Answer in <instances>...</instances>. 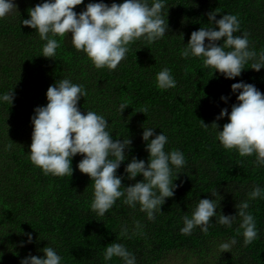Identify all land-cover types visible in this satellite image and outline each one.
<instances>
[{
  "label": "trees",
  "instance_id": "16d2710c",
  "mask_svg": "<svg viewBox=\"0 0 264 264\" xmlns=\"http://www.w3.org/2000/svg\"><path fill=\"white\" fill-rule=\"evenodd\" d=\"M90 2L99 0H84L74 11L79 13ZM103 2L111 5L123 0ZM41 3L15 0L17 9L0 19V94L14 92L12 104L0 103V264H20L29 253L43 256L40 249L48 245L62 257L61 264H123L116 257L107 262L103 258L106 246L113 242L132 252L136 264H163L180 253L196 259L193 264H264V199L249 202L258 235L248 246H243L237 231L239 218L231 228L213 217L207 234L199 227L191 235L180 233L183 216L191 215L199 198L212 199L211 192L217 191L222 197H216L217 215H234L235 205L247 199L254 185L264 188V167L254 164L255 156L241 157L235 149H224L211 126L216 122L222 131L229 122L227 117L219 121L216 117L223 108L230 112L237 102L231 93L233 83L243 80L264 94V68L256 72L248 63L241 76L225 79L214 69L204 68L201 59L180 55L193 31L213 26L207 15L213 11L217 19L226 13L236 15L240 32L234 35L248 33L249 48L264 51V0H166V35L151 44L142 39L130 43L126 59L113 71L96 69L71 45V33L63 39L55 37L60 47L54 59L39 56L46 41L21 21L30 18L29 8ZM165 67L177 86L160 90L155 77ZM63 78L86 90L78 103L82 113L89 110L105 116L114 140H132L131 150H125L128 158L116 173L124 177L122 188L143 180L142 175L129 180L124 173L133 157L148 162L143 125L167 136L165 151L178 149L184 154L181 173L172 172L177 185L174 195L166 198L154 221L139 210V204L136 208L123 204V197L104 216H97L90 208L92 181L77 168L83 158L80 154L72 159V176H45L29 160L34 109L47 104L49 86ZM221 96L229 97L228 102ZM124 101L129 106L121 114L118 107ZM145 108L146 114L140 112ZM9 143L11 150H5ZM136 221L142 226L136 235L121 234L123 225L131 229ZM23 233H32L34 242L20 247L27 239ZM233 237L237 244L221 254L217 245Z\"/></svg>",
  "mask_w": 264,
  "mask_h": 264
},
{
  "label": "clouds",
  "instance_id": "9594fccd",
  "mask_svg": "<svg viewBox=\"0 0 264 264\" xmlns=\"http://www.w3.org/2000/svg\"><path fill=\"white\" fill-rule=\"evenodd\" d=\"M165 3L166 0H123L120 4L113 2L109 5L99 0L86 4L77 13L74 8L84 4V0H43L28 9L30 18L22 19L21 24L34 29L39 39L46 41L39 56L54 59L60 47L55 37L63 39L71 33V45L84 53L96 69L113 71L126 59L130 43L142 39L151 44L166 35L169 24L163 12ZM16 9L15 0H0V19L13 14ZM207 15L213 26L201 27L191 33L180 52L182 58H199L204 68L214 69L225 79L241 76L248 63L256 72L264 68V51L257 53L249 48L248 33L234 35L240 32L236 15L226 13L219 19L214 11ZM221 40L223 43L218 44ZM155 80L160 90L177 86L167 67L156 74ZM231 93L236 95L237 102L231 105L230 112L223 108L216 117L217 121L227 117L229 122L223 125L222 131L218 130L216 122L211 125L217 130L216 140L226 150L235 149L241 157L254 155V164L264 167V94L243 80L231 85ZM86 95L83 85L73 83L69 78L59 79L49 86L47 104L36 107L31 117L33 130L29 160L45 176H72V159L80 154L83 158L77 168L92 181L90 208L97 216H104L123 197V204L132 208L139 204V210L146 213L149 221H154L155 213L162 212L161 206L166 198L174 195L177 185L172 180V172L176 169L177 174L181 173L179 169L186 164L184 154L178 149L165 151L167 136L162 131L157 134L156 128L143 125L142 140L149 154L148 162L133 157L124 168L127 179L135 180L142 175L143 180L122 188L124 177L116 173L128 158L125 150H131L132 140L128 137L123 141L114 140L105 116L89 110L82 113L78 103ZM220 99L227 103L229 97L221 96ZM13 100V90L0 94V103L12 104ZM128 106L126 101L121 102L118 110L122 114ZM140 112L146 114L147 109ZM12 146L11 143L5 145V150H11ZM211 196L212 199L199 198L191 215L183 216L180 233L191 235L199 227L207 234L213 217L216 223L231 228L239 218L237 231L243 236V246L251 244L257 238L258 230L254 216L248 211L249 202L264 199V188L254 185L247 193V199L235 205L237 211L234 215L222 212L217 215L216 197L221 196L217 191L211 192ZM141 229L140 222L136 221L131 229L123 225L121 234L128 236L131 231V235H136ZM23 235L27 239L20 242V247L34 242L32 233ZM236 244L237 239L233 237L220 242L217 248L222 254L231 252ZM40 251L43 256L29 253L20 264H61L62 257L52 246ZM114 257L121 259L123 264H136L135 255L121 243L106 246L104 260L111 261Z\"/></svg>",
  "mask_w": 264,
  "mask_h": 264
},
{
  "label": "rangeland",
  "instance_id": "374dc122",
  "mask_svg": "<svg viewBox=\"0 0 264 264\" xmlns=\"http://www.w3.org/2000/svg\"><path fill=\"white\" fill-rule=\"evenodd\" d=\"M196 259H189L185 253L170 256L163 264H193Z\"/></svg>",
  "mask_w": 264,
  "mask_h": 264
}]
</instances>
